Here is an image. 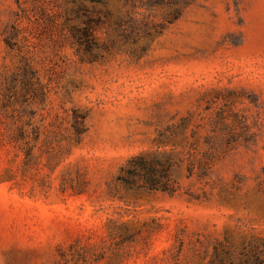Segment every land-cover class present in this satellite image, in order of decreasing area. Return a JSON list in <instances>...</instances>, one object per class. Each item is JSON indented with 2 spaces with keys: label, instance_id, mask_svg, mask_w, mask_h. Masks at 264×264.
<instances>
[{
  "label": "rangeland",
  "instance_id": "374dc122",
  "mask_svg": "<svg viewBox=\"0 0 264 264\" xmlns=\"http://www.w3.org/2000/svg\"><path fill=\"white\" fill-rule=\"evenodd\" d=\"M66 2L0 0V264L264 261V0L87 2L94 61ZM159 133L175 191L118 183Z\"/></svg>",
  "mask_w": 264,
  "mask_h": 264
},
{
  "label": "trees",
  "instance_id": "16d2710c",
  "mask_svg": "<svg viewBox=\"0 0 264 264\" xmlns=\"http://www.w3.org/2000/svg\"><path fill=\"white\" fill-rule=\"evenodd\" d=\"M87 2L93 0H67L70 6L65 12V25L69 36L74 39L83 50L89 54L91 61H94L97 56L92 54L93 49H98L95 44L93 31L97 22L90 18ZM16 31V25L11 24L8 30ZM8 30H4V43L9 45ZM9 47V46H8ZM26 69L31 70L30 65ZM27 71V70H26ZM184 139V138H182ZM181 142V141H179ZM157 147L170 145V151L150 150L143 151L138 155L131 157L126 165L120 170L117 177V182L126 188H143L148 191H159L172 194L176 189V182L173 178V171L182 162L180 152L174 147L179 144L175 138L164 136L159 133L155 139ZM252 264H264L257 256V247H254Z\"/></svg>",
  "mask_w": 264,
  "mask_h": 264
}]
</instances>
